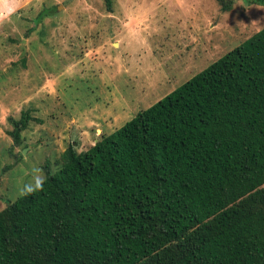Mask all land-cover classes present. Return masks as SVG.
Listing matches in <instances>:
<instances>
[{
	"label": "trees",
	"instance_id": "trees-1",
	"mask_svg": "<svg viewBox=\"0 0 264 264\" xmlns=\"http://www.w3.org/2000/svg\"><path fill=\"white\" fill-rule=\"evenodd\" d=\"M9 120L17 143L42 121ZM0 264H264V27L87 150L70 145L42 191L0 211Z\"/></svg>",
	"mask_w": 264,
	"mask_h": 264
},
{
	"label": "rangeland",
	"instance_id": "rangeland-1",
	"mask_svg": "<svg viewBox=\"0 0 264 264\" xmlns=\"http://www.w3.org/2000/svg\"><path fill=\"white\" fill-rule=\"evenodd\" d=\"M57 6V9L55 8ZM264 27L234 0H9L0 17V211L33 167L46 176ZM31 121L13 140L9 118Z\"/></svg>",
	"mask_w": 264,
	"mask_h": 264
},
{
	"label": "clouds",
	"instance_id": "clouds-1",
	"mask_svg": "<svg viewBox=\"0 0 264 264\" xmlns=\"http://www.w3.org/2000/svg\"><path fill=\"white\" fill-rule=\"evenodd\" d=\"M9 0H0V17L4 15V9L8 7ZM46 182V176L38 167H33L30 178L18 186V194L21 197L42 191Z\"/></svg>",
	"mask_w": 264,
	"mask_h": 264
}]
</instances>
